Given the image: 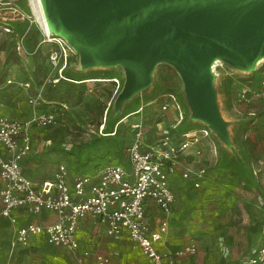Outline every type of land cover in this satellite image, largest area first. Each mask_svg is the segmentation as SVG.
Wrapping results in <instances>:
<instances>
[{
	"label": "rangeland",
	"instance_id": "1",
	"mask_svg": "<svg viewBox=\"0 0 264 264\" xmlns=\"http://www.w3.org/2000/svg\"><path fill=\"white\" fill-rule=\"evenodd\" d=\"M233 1L244 9L264 6V0ZM7 2L17 3L23 16ZM38 8L37 0H0V80L10 75L14 80L30 82V89L7 83L16 86L9 92L10 97L19 98L29 111L24 110L20 120H29L40 111L55 113V120L49 125L32 121L29 129L43 149L54 144L67 147L60 148L66 153L58 154V161L66 163L70 173H90L108 163L122 162L123 155L115 149L118 144L127 146L136 122H142L148 141L157 139L164 130L178 138L209 125L188 96L179 72L166 59L156 61L147 82L118 106L115 99L126 78L121 63L103 61L82 66L74 51L62 56L63 69L55 73L49 68L48 57L56 42L46 40L54 33L43 29ZM219 61L213 68L208 93L225 137L212 130L216 152L207 148L200 158L193 157V166L206 168L199 187H192L179 175L171 176L178 198L168 217L165 242L158 246L161 251L181 249L193 239L202 255L215 256L224 236L229 234L234 256L245 257L261 242L258 232L264 209L256 196L258 187L264 185V99L258 97L245 103L238 94L243 87L256 88L264 77V54L252 65ZM55 78L58 80L53 82ZM112 78L118 79L119 86ZM82 85L85 91L81 93ZM46 88L60 99L46 100ZM39 91L45 101L32 105L28 99ZM62 108L65 111L61 115ZM152 215L155 227L156 220L160 222L163 217L156 207ZM120 235L109 237L118 243ZM56 247L65 248L53 247L55 254H59ZM0 260L2 263L4 258Z\"/></svg>",
	"mask_w": 264,
	"mask_h": 264
},
{
	"label": "built area",
	"instance_id": "2",
	"mask_svg": "<svg viewBox=\"0 0 264 264\" xmlns=\"http://www.w3.org/2000/svg\"><path fill=\"white\" fill-rule=\"evenodd\" d=\"M9 5L23 16L17 3L10 2ZM52 36L46 39L56 42V47L49 53L48 64L50 69H55V73L57 70L60 73L63 69L62 56L75 50L62 36ZM57 80L55 78L53 82ZM111 81L119 86L117 78ZM6 83H15L23 89L31 88L29 81L7 78ZM41 92L30 96L29 103L36 105L44 101ZM258 97L264 99V77L256 88L243 87L238 94V98L245 103ZM162 108L165 109L166 104ZM54 120L55 113L51 111L38 113L26 121L0 115V144L7 154L6 157L0 156V215L14 223L12 210L25 206L33 213L48 209L57 214V220L51 223L30 222L16 227L10 241L11 248L27 244L32 235L42 234L49 244L74 251L78 248L75 237L78 221L90 215L105 224L108 235H118L126 230L133 244L140 247L150 264H174L176 257L196 250L195 244L189 243L173 252H163L157 250L155 243L167 233L168 217L175 202L170 176L178 172L187 179L193 173V184L198 187L206 168L199 166L192 170V158L188 162L182 159L187 155L200 158L207 148L216 152L211 134L213 131L209 126L182 133L178 138L171 131L164 130L157 139L148 142L142 122H136L132 124L125 162L104 165L96 182H91V176L87 173H75L70 184L68 169L60 164L52 179L38 183L22 172L20 164L31 150L29 127L32 121L46 126ZM147 199L157 205L163 217L155 229L150 227L146 215ZM258 203L264 207V189L258 197ZM260 235L261 243L239 264H264V219ZM89 255L88 251L82 253V257ZM108 260L106 255L95 254L98 264H107Z\"/></svg>",
	"mask_w": 264,
	"mask_h": 264
},
{
	"label": "water",
	"instance_id": "3",
	"mask_svg": "<svg viewBox=\"0 0 264 264\" xmlns=\"http://www.w3.org/2000/svg\"><path fill=\"white\" fill-rule=\"evenodd\" d=\"M233 0H40L50 32L79 54L82 66L121 63L125 82L115 104L143 86L153 64L166 59L209 127L225 137L208 83L212 58L252 65L264 54V6Z\"/></svg>",
	"mask_w": 264,
	"mask_h": 264
},
{
	"label": "crops",
	"instance_id": "4",
	"mask_svg": "<svg viewBox=\"0 0 264 264\" xmlns=\"http://www.w3.org/2000/svg\"><path fill=\"white\" fill-rule=\"evenodd\" d=\"M7 77L11 78L10 75H8ZM6 79L7 78L0 80V115H5L7 117L15 119L22 118L23 111L25 110L26 113L29 111L25 108V103H22L19 98H17L16 96L10 97L9 92L16 86L7 84L5 81ZM83 80H86V78H84ZM14 94L15 93L12 92V95ZM46 102L48 103L49 101ZM41 112L46 111H40V113ZM29 134L31 141V150L21 160L20 163L22 172L27 177L38 183H41L45 180L53 178L58 165L64 164L68 168V165L66 163H63L62 160L60 162L58 161V154H63V152L66 153V151H62V149L60 148L64 147L65 149H67V147H62L54 144L52 145V147L43 149V144L38 143L35 135L31 133L30 129ZM64 148L63 150H65ZM0 156H7L1 144ZM191 158L193 163L192 155H187L184 159H182V161L188 162ZM197 168V165L193 166L192 164V170H196ZM100 170L101 169L87 173L91 176V182H96L98 180ZM68 175V182L71 184V177L73 176V174L69 172V169ZM174 175L180 176L178 172H176ZM205 175L206 173L200 178L199 186L205 178ZM185 180L189 181L190 185L196 188L193 184L195 180V174L192 173V176ZM1 186L2 183L0 181V188ZM170 186L174 191L176 202L178 193L176 188H174L175 186L173 187L171 185V180ZM258 188L259 194L257 193L258 195L256 196V198L261 196L264 185L262 187L259 186ZM146 202V215L150 227L152 229H155L158 226L159 219L156 220V225L155 227H153L154 221L152 209L156 207L158 211L160 210L152 200L147 199ZM262 209H264V207ZM11 215L15 218L14 223H12L7 217L0 215V257L4 258L2 263L0 260V264H6L7 262H9L10 264H80V260L82 261V264H96L95 254H103L108 256L109 260L107 264H150L148 258L143 254L140 247L133 244V241L129 237V234L126 230H123L120 233L121 235L118 239V243H116L109 237L111 235H108L106 233L105 224L101 223L98 218L90 215H86L85 217L80 218L78 221V226L75 232V237L78 242V248L74 251L65 248L57 249L59 247H56L55 249L59 251V254H55L53 247L57 245L49 244L45 236L42 234L32 235L30 236L27 244L17 245L14 248H11L10 241L13 237L16 227L25 225L30 222L40 224L51 223L57 220V214L55 213V211L48 209H42L37 213H33L29 210L28 207L25 206L14 208L11 212ZM37 220H39L40 222H37ZM258 233L261 239L260 228ZM166 234L167 233H165L164 237L160 241L155 243L158 251H161L159 250L158 246L159 244L165 242ZM126 235L128 236V238ZM114 239L117 241V238ZM223 240L224 241L221 242L220 246L217 249V255L213 256L209 255L208 253L202 255V253L200 252V246L197 241L190 239L186 242L185 245L194 243L196 250L190 254L176 257L174 260V264H239V262L247 258L253 250V248L249 250L245 254V257L238 256V254L237 257H235L233 254L234 250L232 248L233 241L230 239L229 234L225 235ZM175 250L168 252H173ZM84 251H88L90 253V257H82V253Z\"/></svg>",
	"mask_w": 264,
	"mask_h": 264
},
{
	"label": "trees",
	"instance_id": "5",
	"mask_svg": "<svg viewBox=\"0 0 264 264\" xmlns=\"http://www.w3.org/2000/svg\"><path fill=\"white\" fill-rule=\"evenodd\" d=\"M51 85H53V84H51ZM50 86V84L47 86V88H48V90H49V87ZM83 86V85H82ZM47 88H46V91H45V93H44V98H46V100H49V101H51V100H58V99H60V97H57L55 94H50L49 93V91L47 90ZM83 89V90H82ZM80 91H81V93H82V91L84 92L85 91V87L83 86V88H82ZM61 105H62V103H60ZM64 111H65V109L64 108H62V110L60 111V113L59 114H63L64 113ZM131 140V139H130ZM130 140H129V142H128V144H127V146L129 145V143H130ZM149 142V141H148ZM127 146L126 147H121L120 146V144H118L117 145V148L115 149V151L117 152V153H120L121 155H123V161L122 162H119V163H124L125 162V160H126V148H127ZM125 148V149H124ZM79 173V172H78ZM80 173H82V172H80Z\"/></svg>",
	"mask_w": 264,
	"mask_h": 264
},
{
	"label": "bare ground",
	"instance_id": "6",
	"mask_svg": "<svg viewBox=\"0 0 264 264\" xmlns=\"http://www.w3.org/2000/svg\"><path fill=\"white\" fill-rule=\"evenodd\" d=\"M31 2V1H30ZM37 5H38V9H39V13H40V15H41V18H42V24H43V26H44V28L43 29H45V32L46 33H49V30H48V28H47V23H46V20H45V17H44V14H43V11H42V7H41V4H40V0H37ZM44 32V33H45ZM51 35V34H50ZM219 59H221V58H219V57H217V56H215V57H213L212 58V63H211V66H210V73H211V75H213V72H214V70H213V68L218 64L217 62H220L219 61ZM258 63V62H257ZM88 80V79H87ZM86 81V80H85ZM99 81V80H98Z\"/></svg>",
	"mask_w": 264,
	"mask_h": 264
}]
</instances>
